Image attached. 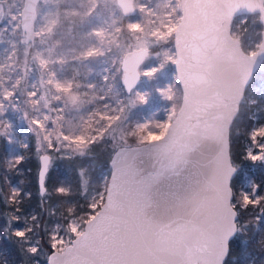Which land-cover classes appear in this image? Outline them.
I'll return each mask as SVG.
<instances>
[{
	"label": "snow or ice",
	"instance_id": "1",
	"mask_svg": "<svg viewBox=\"0 0 264 264\" xmlns=\"http://www.w3.org/2000/svg\"><path fill=\"white\" fill-rule=\"evenodd\" d=\"M0 23V136L28 147L5 118L10 109L22 113L44 150L41 194L48 149L69 159L94 145L110 149L97 186L90 190L80 171L85 202L63 201V223L49 227L32 215L12 229L20 190L3 196L17 205L6 230L29 260L43 253L47 264H255L228 259L248 230L241 213L264 223V186L233 189L231 136L242 107L258 103L249 94L254 73L264 71V0H0ZM96 62L99 87L88 79ZM155 97L164 118H138ZM249 139L255 150L244 158L264 165V124ZM23 159L13 156L8 168ZM56 192L71 195L69 187Z\"/></svg>",
	"mask_w": 264,
	"mask_h": 264
},
{
	"label": "trees",
	"instance_id": "2",
	"mask_svg": "<svg viewBox=\"0 0 264 264\" xmlns=\"http://www.w3.org/2000/svg\"><path fill=\"white\" fill-rule=\"evenodd\" d=\"M250 98L258 101L255 105H245L237 118L231 136V152L234 163L238 167V172L233 179L234 191L241 189L244 179L252 180L255 184L264 186V165L253 163L245 159L246 149L250 144L249 132L259 123L264 122V71L257 70L252 81ZM5 142L1 143L0 153V264H36L38 260L41 264H47L45 255H38L29 260L31 254L26 252L17 241L19 238L10 235L6 229L9 220L17 205L5 203L3 196L10 193L11 188L20 187L21 211L15 213L21 217L19 222L12 221V229L23 228L24 218L36 215L42 224L51 227L55 222H64L62 214L66 208L63 201H70L79 206L83 204L84 197L80 194V171L85 172L89 180V189L97 186L101 175H107L110 164L108 152L110 149L94 145L92 151L84 156L74 158H64L59 153H52L55 157L54 165L49 168L45 187L47 193L42 195L39 186V159L36 146L33 141L23 151L24 159L9 169L5 163ZM53 152V151H52ZM7 167V168H6ZM60 186L69 187L71 195L62 197L56 192ZM28 194V195H26ZM264 194V193H262ZM54 211L55 215H50ZM78 211H84L78 207ZM242 223L248 224V230L243 236H237L231 243L230 261H239L247 258H254L255 264H264V223H257L253 218V213L243 211L240 215ZM31 222V221H29ZM42 244L45 253L49 251L47 237L41 233Z\"/></svg>",
	"mask_w": 264,
	"mask_h": 264
},
{
	"label": "rangeland",
	"instance_id": "3",
	"mask_svg": "<svg viewBox=\"0 0 264 264\" xmlns=\"http://www.w3.org/2000/svg\"><path fill=\"white\" fill-rule=\"evenodd\" d=\"M3 26H4L3 23H0V28H2ZM5 37H7V34H5ZM71 39H72L71 37H67L68 41H71ZM73 44H74V42H73ZM5 47H7V44H0V58H2V56H3V50H4ZM92 66L95 69V73L93 75L89 76L88 79L93 81L94 83H96L98 85V87L99 86H103L102 73H101V68L103 67V65H101L98 62H96V63H93ZM80 73H81V76L79 78L83 79V77L87 74L86 69L80 68ZM66 74L68 76H72L74 74L73 68L71 66L67 67ZM168 79H171V70H169L168 73L159 80V83L161 85H163L164 83L167 82ZM147 87H151V85H148ZM163 106H164V102L161 101L159 99V97H155L153 103L150 106H148L145 109L137 111V113H136L137 117L138 118H144V117H147V116H151L152 113L154 111H156L157 112V117L156 118L163 119L164 118ZM5 118L10 120V122H11V124L13 126L12 127V132L14 133V135H15V137H16V139L18 141H23L24 143H27L28 146H29V142H31V141L34 142V144L36 146V152L38 153V159H39V164H40V156L42 154H44V150L43 149H41L40 151L37 150L38 146H37L36 137H35L34 133H32L30 131V129H29L28 121L24 120L22 118V113L13 112L10 109ZM260 124H264V122H261L258 125H260ZM3 141L5 142V146H6V148H5V156H4L5 163L8 164V160L11 159L15 155L23 156V151H25L26 148L20 147L18 144L10 146L7 143L6 139L3 136H1V143ZM249 146H252V145L249 144ZM252 147L255 150V146H252ZM0 150H1V148H0ZM47 152L52 157L51 163H50V166H49V168H51L54 165L55 157H54L53 154L55 152L54 151L52 152L51 149H48ZM0 153H1V151H0ZM59 155H61V154L59 153ZM256 163H259V162H256ZM0 165H1V162H0ZM39 170H40V167H39ZM250 182L254 183L252 180L244 179L242 181L241 187H247V185ZM14 188H18L19 190H21L20 187H17V186H15ZM45 189H46V187H45ZM40 192H41V189H40ZM46 193H47V190L45 191V193L43 195H45ZM26 195H28V194H26ZM55 223H58V222H55ZM59 223H62V222H59ZM54 224L52 226H54ZM44 253H45V251H44ZM40 255L42 256L44 254L42 253ZM39 264H41V262H39Z\"/></svg>",
	"mask_w": 264,
	"mask_h": 264
},
{
	"label": "water",
	"instance_id": "4",
	"mask_svg": "<svg viewBox=\"0 0 264 264\" xmlns=\"http://www.w3.org/2000/svg\"><path fill=\"white\" fill-rule=\"evenodd\" d=\"M257 72V71H256ZM255 72V73H256ZM255 73H254V75H255ZM0 146H1V136H0ZM0 168H1V166H0ZM41 169H42V161H41V159H40V170H39V177H38V179H39V186H40V171H41ZM49 170V169H48ZM47 173H48V171H47ZM47 173H46V175H45V178H44V186H45V181H46V176H47ZM41 189V188H40Z\"/></svg>",
	"mask_w": 264,
	"mask_h": 264
}]
</instances>
